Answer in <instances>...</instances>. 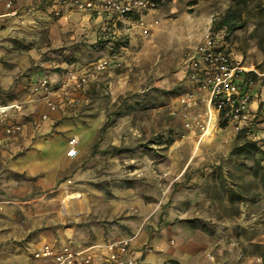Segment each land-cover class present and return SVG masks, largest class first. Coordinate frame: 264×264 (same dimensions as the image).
<instances>
[{
    "label": "rangeland",
    "instance_id": "374dc122",
    "mask_svg": "<svg viewBox=\"0 0 264 264\" xmlns=\"http://www.w3.org/2000/svg\"><path fill=\"white\" fill-rule=\"evenodd\" d=\"M13 2L6 7L5 0H0V59L28 50L41 55L53 53L57 62L63 57L67 64L54 68L62 76L61 83L68 74H80L99 57H107L109 66L80 89L69 83L65 89L72 102L66 106L56 102L67 117L80 119L84 125L90 121L98 125L86 143L80 134L69 136L78 138L79 151L53 184L44 185L42 175L37 184V177L25 174L0 181V264H44L36 256V247L43 241L62 246L71 238L77 247L99 243L97 239L124 218L122 208L117 215H110L115 200L147 208L165 199V206L176 207L175 199L182 193L196 197L193 206L198 215L191 220L199 244L190 251H196L205 261L216 251L222 259L231 258L229 264H238L240 253L261 254L263 247L258 244L241 245L253 234L238 207L241 200H252L260 184L264 187L263 143L254 140L252 134L234 131L221 117L215 118L209 131L205 132L196 120L191 129H186L177 100L187 91L184 53L200 39L211 14L216 16L213 28L220 32L228 9L234 10L240 26L228 31L223 39L249 69L246 78L251 80L250 92L255 84H264V0H149L144 16L152 25L146 33L135 29L126 34L122 22H118L115 26L119 31L114 35L120 46L112 53L108 48L104 51L95 47L94 37L73 38L72 28L62 30L65 24L53 13L54 0ZM39 10L44 19L36 17ZM62 10L66 12L65 7ZM68 10L75 19L99 18L71 6ZM53 31L61 34L58 38L62 46L54 47ZM82 46L86 50L82 51ZM65 48L69 52L62 56L59 52ZM189 110L198 116V123H205L202 105ZM42 120L40 116L35 122ZM245 140L256 142L253 159L232 151ZM186 160L189 164L181 177L179 172ZM247 160L253 163H245ZM3 168L0 163V170ZM10 180L24 187V194L17 199L3 189ZM182 182L188 192H181ZM211 217L231 222L227 235L220 231L222 243L230 245L231 251L220 245L210 246L211 235L203 228L207 229Z\"/></svg>",
    "mask_w": 264,
    "mask_h": 264
},
{
    "label": "crops",
    "instance_id": "0c3cea01",
    "mask_svg": "<svg viewBox=\"0 0 264 264\" xmlns=\"http://www.w3.org/2000/svg\"><path fill=\"white\" fill-rule=\"evenodd\" d=\"M71 5L72 3H68L65 6L67 18L61 17L58 18V21L61 24H65L61 28L62 30L68 31L71 28L74 30L75 34L72 35L73 38L79 36L80 38L93 39L94 37L97 39L100 35H103L104 39L110 36L111 33L115 34L116 31H119L116 26L111 24L107 28L106 34L100 31V29L105 27L103 26L105 23L102 17L97 19L86 17H82L83 19L79 17L76 19L75 17L72 18L71 14L73 13L68 10V7ZM37 12L36 17L39 18L40 16L44 19L45 15L42 14L43 12L40 13L41 10ZM48 26L55 31L52 24H48ZM53 36V41H55L54 47L61 45V41L58 38L61 34L56 31L53 33ZM122 49L123 51L121 50L120 53L123 54L125 48ZM67 50L65 48L59 53L62 56H67L69 52ZM84 50L86 49L82 46V51ZM61 55H58V58ZM53 56L56 55L53 53L51 55L49 53L41 55L36 50H28L26 52L12 53L7 59H0V97H3L0 98L2 100L0 102L23 101L24 107L22 111L14 114L12 118L25 123L23 132L16 137H8L0 132V163L4 166L0 170V181L14 175L25 174L29 177H37V184H40L39 176L42 175V183L44 185H51L61 169L66 168L71 162L70 159L72 157L66 155L69 136L80 134L83 142L86 143L95 135L97 123L90 121L87 125H84V122L80 119L67 117L68 114L65 111H61V109L48 110L44 100L41 98V94L31 93L30 84L33 81L41 77H48L52 85L57 86L53 96L55 102H58V104L63 102L62 106H66L73 101L71 97H68L67 90L61 87L62 76L58 73V69H54L57 66L65 68L67 64L62 61L63 57L57 62L56 57ZM119 59L117 58V60ZM251 95L249 108L251 113L256 117L251 134L254 140H261L263 144L260 148L264 153V109L262 110L264 108V84H255L251 88ZM43 113H47V119L36 124L35 121L39 120ZM78 151L79 145L77 144V154ZM245 163L251 164L253 162L247 160ZM188 164L189 160L183 162L181 171L179 172L181 177ZM17 184L14 185L11 180L10 183L3 184L5 194L13 195L15 199L22 196L24 194V187L22 184L19 186ZM183 184L182 182L181 192H188L187 189L185 190ZM193 189L191 185V192ZM263 189L264 187L260 184L259 189H255L252 200L243 199L240 201L238 207L242 220L252 226L250 230L252 231L251 235L253 234L252 236L254 237L244 239V243L241 245L249 243L258 244L263 247V251L261 254L240 253V262L238 264H264ZM187 195L189 196L185 197V194L182 193L181 197L179 196L175 199L176 207H171L173 204L165 206V199H162L159 204L153 203L152 206L147 208H143L140 205L139 207L137 205L132 206L129 202L126 203L121 199L113 201L110 215H117L119 208H122V211L125 212L124 218L120 224L111 225L108 228L107 234L97 239L99 243L94 244L104 245L114 239L131 237V235L136 234L132 239L130 251L131 255L137 260V264H167L170 261H174L176 264L231 263V258L224 257L222 259L218 257L216 251H212L216 255L209 253L213 259L207 257L208 261L203 260L201 255L196 253V251H190V249H197L199 244L197 238H194L197 228L191 220L195 215H198V212L195 211L193 206L196 197L192 196V193H187ZM211 220L207 229L203 228L211 235L210 241L208 240L210 246L216 247L220 245V247L226 248L227 251H231L232 247L230 245L225 246L222 243L223 239L220 235L221 229L227 235V229L231 228V222L227 220L221 222V220H216V218L212 217ZM44 243L48 242L43 241L39 243L36 250ZM67 243L77 249L90 246L77 247L72 243L71 238H69ZM146 244H150L155 248L151 252L142 253L141 250ZM101 250L105 253L108 252L107 248H102ZM257 256L263 258L261 263L255 261V257ZM39 259L44 264L48 262V259Z\"/></svg>",
    "mask_w": 264,
    "mask_h": 264
},
{
    "label": "built area",
    "instance_id": "2783aa9c",
    "mask_svg": "<svg viewBox=\"0 0 264 264\" xmlns=\"http://www.w3.org/2000/svg\"><path fill=\"white\" fill-rule=\"evenodd\" d=\"M31 4H37L40 0H26ZM53 13L59 17L67 18L62 10L69 0H54ZM13 0H5L6 7L13 6ZM149 0H73L71 7L76 11L93 14L102 17L105 27L100 29L107 33L108 26L122 22L124 32L131 33L140 29L146 33L151 23L145 19L144 13L148 10ZM33 8V6H31ZM216 16L211 14L202 29L200 39L184 53V78L187 91L177 100L181 107L180 118L186 129H191L196 120L205 131L208 121L213 115L214 119L221 117L236 132L251 134L255 125V116L251 113L250 85L251 80L246 78L249 69L242 64V58L235 53L223 36L228 35L226 27L220 32L213 28ZM105 31V32H104ZM222 33V36H219ZM99 37L103 38V35ZM117 40V36H108ZM109 66V59L101 57L91 62L80 74H68L61 87L65 89L69 83L74 88L80 89L88 83L96 73L103 72ZM31 93L41 94L48 110L57 108L53 100L55 89L46 77H41L30 84ZM202 105L206 121L198 123V116L192 114L189 109ZM23 101H10L0 103V132L8 137H16L23 132L24 124L12 120L15 113L22 111ZM177 109V108H176ZM173 114L176 113L174 109ZM47 113L41 115L47 119ZM78 138L72 136L68 140L66 155L74 157L77 154ZM133 237L117 238L108 243L94 244L77 249L67 243L55 246L50 243L42 244L36 250L38 258L48 259L46 264H137V260L131 255L130 245ZM107 248L108 252L101 250ZM154 247L144 245L143 252H151ZM209 259H213L208 255ZM262 257H255L257 263L262 262Z\"/></svg>",
    "mask_w": 264,
    "mask_h": 264
},
{
    "label": "trees",
    "instance_id": "16d2710c",
    "mask_svg": "<svg viewBox=\"0 0 264 264\" xmlns=\"http://www.w3.org/2000/svg\"><path fill=\"white\" fill-rule=\"evenodd\" d=\"M233 3H245L246 0H231ZM262 10L264 11V4L261 5ZM221 26L226 27L227 31H233L235 30L238 26L237 18L235 15V12L233 9H228L226 15L223 17ZM118 40L112 39L109 37L106 38H97L95 47H99L100 50H104L108 48V52L112 53L115 52L116 48L119 47V42ZM100 58V57H99ZM258 147L256 145V142L250 141V140H245L243 143H241L238 146H235L233 148V152L237 155H242L245 158L248 159H253L254 158V153L257 151ZM167 264H176L174 261H170Z\"/></svg>",
    "mask_w": 264,
    "mask_h": 264
},
{
    "label": "bare ground",
    "instance_id": "6f19581e",
    "mask_svg": "<svg viewBox=\"0 0 264 264\" xmlns=\"http://www.w3.org/2000/svg\"><path fill=\"white\" fill-rule=\"evenodd\" d=\"M214 125H215V119H214L213 115H211V116H210V119H209V121H208V128H207V130L209 131L211 128L214 127ZM207 130H206V131H207ZM206 131H205V132H206Z\"/></svg>",
    "mask_w": 264,
    "mask_h": 264
}]
</instances>
